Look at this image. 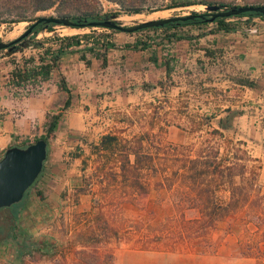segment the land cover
Segmentation results:
<instances>
[{"label":"crops","instance_id":"1","mask_svg":"<svg viewBox=\"0 0 264 264\" xmlns=\"http://www.w3.org/2000/svg\"><path fill=\"white\" fill-rule=\"evenodd\" d=\"M229 20L237 24L233 31L216 30L211 22L188 25L181 32L189 37L145 49L131 46L139 36L115 33L110 36L113 45L106 52L105 63L87 55L86 64L77 47L71 46L33 95L13 93L8 80L14 66L10 57L0 56V158L8 147L31 143L43 134L46 115L57 113L70 101L61 112L54 138L47 142L42 171L23 196L19 237L43 242L62 257L81 247L75 236L93 223L106 194L129 186L121 179L120 152L110 154L98 147L106 134L118 135L130 149L139 141L138 153L149 158L141 169L149 188L142 198L144 207L134 205L127 196L121 206L135 217L142 210L143 216L151 211L145 219L150 225L162 222L175 210L174 193L185 167L172 159L192 157L201 146L202 141H192L203 135L196 137L197 132L188 128L196 119L203 124L205 139L218 141L221 152L225 142L241 141L251 157L245 176L255 169L253 187H264V17ZM249 27L258 30L251 33ZM52 44L44 42V46L57 47ZM164 54L174 61L168 77ZM14 55L19 60L22 53ZM61 79L69 92L59 87ZM241 79H248L252 86L241 84ZM212 129L222 136H213ZM180 148L184 154H179ZM129 157L133 162L131 150ZM218 194L228 199L230 192L222 187ZM250 202L248 199L213 230L217 232L230 221L236 234L243 231L257 240L260 230L252 218L259 214ZM188 206L183 208L185 217H196V208ZM228 244L227 257L245 261L235 241ZM17 250L14 243L0 245V261L19 264Z\"/></svg>","mask_w":264,"mask_h":264},{"label":"trees","instance_id":"2","mask_svg":"<svg viewBox=\"0 0 264 264\" xmlns=\"http://www.w3.org/2000/svg\"><path fill=\"white\" fill-rule=\"evenodd\" d=\"M118 4L121 9L127 14L141 13L145 9L143 6V0H107ZM194 4H218L220 6H239L236 3H225L222 1L214 2L210 0H172L168 4V8L184 7ZM261 3H244L243 5H258ZM140 5V6H139ZM264 5V4H263ZM53 9L56 16L68 17L71 20L77 22L76 27H88L87 22L90 20L98 19V17L105 16L107 14H101V4L99 0H0V23H8L9 25L18 23L20 21L34 20L38 12L47 11ZM150 11L160 10L159 8L149 9ZM195 14V18L187 20H179L169 22L163 26L141 29L136 32H144L148 30L159 31L158 34L149 35L145 34L135 39L131 45L133 48L145 49L153 45L171 43L178 39H181L184 35L181 30L188 25L200 26L209 23L207 19V11L198 12L192 11ZM202 14V17L198 15ZM240 16H259L264 17V14L254 11L242 13L237 16H231L227 18H216L213 23L216 24V30L233 31L237 28V24L229 18ZM54 23H40L34 27L32 33L28 39L21 40L23 46H35L38 48L43 47V52L34 55H22L19 60L15 55L10 56V60L14 66L9 75L8 86L11 84L19 86L25 89L28 85L33 87L32 91L26 92L24 95H33L38 93L44 81L51 77V72L57 67L58 59L69 49L71 46L77 47L80 51L81 59L89 64V58L87 55L101 58L103 63L106 62V52L112 47L113 43L110 40V34L104 31L72 34L61 37H55L52 43H57L56 48L51 46H44L45 40L35 38L36 34L41 30H51ZM106 30V28L102 27ZM113 30V29H111ZM134 33V32H132ZM83 41V43H82ZM23 51V49L21 50ZM156 56L153 53L151 55V61L156 62ZM163 63L166 67L167 77L172 70L173 59L168 57L167 54L162 55ZM240 83L247 86H252V82L248 79H241ZM59 87L69 92L65 79H61ZM15 95H20V92L10 87ZM69 99L66 100L63 108L57 113H48L43 123V131L39 137H36L34 141L39 138L45 139L47 142L54 138L55 130L58 125V120L61 116V112L69 105ZM211 134L222 136V134L212 129ZM116 134H106L101 138L99 148L112 154L115 151H119L120 154V174L121 179L127 180L128 187L132 189L133 193H137L139 196L144 197L148 191V184L143 179V173L141 171L144 164L148 163L149 158L144 155H140L139 141L135 140V145L128 148L126 143H123ZM26 141L21 144V147L28 145ZM242 142L238 141L233 143V146L227 150L226 153L220 152V146L218 141H212V139L204 140L201 146L195 151L194 157H186L183 163L185 167L181 173V180L184 181L187 189L193 194L188 203V207H195L198 215L194 218H186L184 213H180L179 229L174 232L177 236H174V240H189L190 238L205 237L216 224L228 216L231 212L242 206L247 199V192L253 187L254 180L257 177V171L251 169L249 175L245 176L246 163L251 160L247 150L241 147ZM129 150L135 153L134 161H130ZM110 177H113L110 174ZM36 182V181H35ZM34 182V183H35ZM34 185V184H33ZM222 187L228 188L230 194L228 199L222 198L218 192ZM132 193V194H133ZM2 216L0 218V245L8 244L10 241L18 247L17 258L20 262L25 255H32L33 251H40L47 255L49 250L43 242H37L30 237L24 235L19 237L18 234V217L22 212V206L19 203L13 204L10 207L0 208ZM97 226L89 227L88 233L85 235L88 245L94 248L99 242L105 243L112 238V235L118 238V231L112 229L106 219L102 220L103 224L99 226V216L96 217ZM99 227V231L96 228ZM111 236V237H110ZM88 248V246H87ZM95 250V249H94ZM86 245L81 250V255L86 253ZM109 258L112 259L113 254L110 251L108 253ZM82 257V256H81ZM22 259V260H21ZM79 263L89 264L80 259Z\"/></svg>","mask_w":264,"mask_h":264},{"label":"rangeland","instance_id":"3","mask_svg":"<svg viewBox=\"0 0 264 264\" xmlns=\"http://www.w3.org/2000/svg\"><path fill=\"white\" fill-rule=\"evenodd\" d=\"M99 1L101 4V14H119V19L122 20L123 18V21L132 20L131 22L135 21V19H141L142 17L159 18L172 15H186L191 13L192 11H206L205 6L202 4L168 8L167 6L172 0H143V4L141 6H143V8L145 9L144 12L127 14L116 3L109 2L107 0ZM210 1H222L225 3H236L240 5L253 2L264 4V0ZM155 8H159L160 10H149ZM137 14L142 15L137 17ZM42 15L50 16L56 15V13L53 9H49L47 11L38 12L35 14V16ZM27 24L28 23L25 22L24 28L27 26ZM128 24L132 23L129 22ZM13 25L14 23L11 25H9L8 23H0V40H7L9 38L16 37L24 30L23 28V30L19 34L11 37L8 35V32L12 29ZM93 30H95L96 32L104 31L109 33L110 35H113L115 33L130 34L134 37L143 36L145 34L154 35L159 33V31L156 32L152 30L144 31L141 33H127L119 30H105L102 27L73 28L62 24H56L51 27V30H41L36 34L35 38L45 40L46 42L51 44L53 38L55 37L72 34H83L92 32ZM202 125L203 124L197 121V119L190 123V127H188L190 129L189 131H193V133L197 132L194 136L197 137L203 135V138L199 137V139L196 138L197 140L193 139L192 144H197V141H202V144L204 140H207L208 137L205 139L207 135L205 134L206 132L204 131V127H202ZM233 143L231 144V147L233 146ZM229 147V141L228 143L225 142V150L220 152L222 154L226 153L227 150L230 149ZM187 149L191 150L190 147H188ZM179 154H184L182 148H180ZM172 160H174L177 165L183 166L186 157H178L177 159L173 158ZM184 184V181L181 180L180 185L176 187L174 195L177 197V204H175V210H173L172 215L166 216L162 222L155 225H150L151 223L145 220L153 214L151 211L148 212V216H143L142 210V212L135 217V213H133V211H126L121 206V203L127 196L129 198L127 200L131 201V203H133L134 205H142L144 207V203L142 202L143 197L139 196L137 193L136 195L132 196L133 191L129 187L126 189L122 188V190L120 189L116 192L110 191L106 194V200H104L105 203L103 204V206L100 204L97 206V212L93 215V223L85 227V229H83L81 232H77L75 240L76 243H79L81 245L80 248L74 249V251L71 252V255L67 254L66 257H62L61 255L56 256L55 253H53L54 251H52L51 249L47 255L43 254L40 251H33L32 255H25V258L19 264H81L79 263L81 261V258H83V260L89 264H264V187H252L247 192V199H251L250 206L252 210L255 213L259 214V218H252L259 226L260 230V234L258 236L259 238L257 240L251 239V237L245 235L243 231L241 235L236 234V232L233 230V226L228 225L230 224L229 221L223 227L221 225V228H218L217 232L213 230L215 228L214 227L211 230L214 232L210 231L205 237L190 238L186 241H177L174 240L173 237L177 236L176 234H174V232L179 229L180 213L183 212V208L190 202L188 198L193 195L186 187L184 188ZM23 202L24 200L22 198V200L18 203L22 206ZM235 211L231 213L233 214L235 213ZM21 213L18 217V231L20 230L19 225L22 221ZM129 214L131 215L129 216ZM1 216L2 212H0V218ZM98 216L99 226L103 224L102 220L106 219L111 228L118 231V238L116 239V237L112 235V239H109V241L105 243L99 242L96 244L97 246L92 248L91 246L93 245H88V243L86 242L85 235L88 233L89 227L92 228V226H97L96 224L98 221L96 220V217ZM228 216H226L225 218H227ZM96 230L99 231V227L96 228ZM212 233L216 234L213 235ZM41 239L48 241L47 238ZM231 241H235V245L239 248V253L245 258V261L242 262L241 260H235L234 257H227V255L230 253V249L227 246ZM9 244H12V241H10L8 245ZM85 245L87 252L81 255L80 252ZM110 251L113 254L112 259L108 256V253ZM246 258H250V260ZM251 259H254V261ZM0 264L7 263L0 261Z\"/></svg>","mask_w":264,"mask_h":264},{"label":"water","instance_id":"4","mask_svg":"<svg viewBox=\"0 0 264 264\" xmlns=\"http://www.w3.org/2000/svg\"><path fill=\"white\" fill-rule=\"evenodd\" d=\"M206 8L207 19L213 22L216 18H227L237 16L245 12L254 11L264 14V5H239V6H220L218 4L204 5ZM130 16V15H128ZM195 14L172 15L159 18L135 19V21H123L119 19V14H111L98 17V19L87 22L88 27H104L106 29L119 30L122 32L132 33L141 29L163 26L169 22L187 20L195 18ZM202 17V14L198 15ZM242 17V16H240ZM230 19V18H229ZM28 23L24 30L16 37L7 40H0V56L10 57L17 52L28 49H36L38 47L29 45L23 46L24 38H28L32 30L38 24L44 22L62 24L77 28V22L68 17H60L56 15L37 16L34 20L20 21ZM132 24H128V23ZM19 23V22H18ZM39 33V32H38ZM28 36V37H27ZM47 157V141L39 138L28 145L10 146L0 158V208L10 207L20 202L25 192L31 188L40 175L44 161Z\"/></svg>","mask_w":264,"mask_h":264},{"label":"built area","instance_id":"5","mask_svg":"<svg viewBox=\"0 0 264 264\" xmlns=\"http://www.w3.org/2000/svg\"><path fill=\"white\" fill-rule=\"evenodd\" d=\"M211 23H213V22H211ZM247 30H248V32L255 33V32H257L258 29L256 27H249ZM82 43H83V41H82ZM52 45H56L57 46L58 44L57 43H54ZM43 49L44 48L41 47V48H36V49L23 50V51H20V52L22 53V55H26V56H28V55L38 56V54H41L43 52ZM10 87H12L13 89H15L18 92H20V95H22V96H24V94L26 92H30L33 89V87L31 85H28L25 89H23L22 87H19V86H14V85L11 86V84L9 85V88Z\"/></svg>","mask_w":264,"mask_h":264},{"label":"bare ground","instance_id":"6","mask_svg":"<svg viewBox=\"0 0 264 264\" xmlns=\"http://www.w3.org/2000/svg\"><path fill=\"white\" fill-rule=\"evenodd\" d=\"M141 15L142 14H137V17H139ZM24 25H25V22L15 23L13 25L12 29L8 32V35L12 37V36H15V35L19 34L23 30Z\"/></svg>","mask_w":264,"mask_h":264}]
</instances>
